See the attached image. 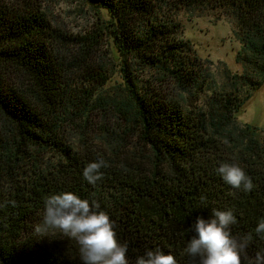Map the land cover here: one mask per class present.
I'll list each match as a JSON object with an SVG mask.
<instances>
[{
    "label": "trees",
    "instance_id": "trees-1",
    "mask_svg": "<svg viewBox=\"0 0 264 264\" xmlns=\"http://www.w3.org/2000/svg\"><path fill=\"white\" fill-rule=\"evenodd\" d=\"M86 2L110 18L103 29L72 37L52 26L41 1L0 0V264H82L74 240L34 232L45 197L60 191L96 200L109 213L128 243L130 264L156 247L192 264L183 253L191 220L232 208V233H252L245 259L252 264L264 254V238L254 232L264 219V130L237 125L235 115L263 83L264 0ZM181 7L222 9L242 44L236 60L243 72L227 74L229 88L212 92L203 106L197 103L209 69L180 38L174 16ZM104 33L122 83L95 94L108 80L97 54ZM93 110L113 111L123 131L136 136L132 150L124 145L129 155L114 147L123 143L111 141L112 126L90 141L83 133L77 146L63 142V117H82L85 127ZM105 141L107 154L95 144ZM99 158L110 166L93 186L82 172ZM231 161L252 177L251 192L232 195L236 190L215 171Z\"/></svg>",
    "mask_w": 264,
    "mask_h": 264
},
{
    "label": "clouds",
    "instance_id": "clouds-1",
    "mask_svg": "<svg viewBox=\"0 0 264 264\" xmlns=\"http://www.w3.org/2000/svg\"><path fill=\"white\" fill-rule=\"evenodd\" d=\"M109 166L102 158L89 162L83 169V178L95 186L104 178L102 169ZM215 171L236 190L232 195L251 192L256 186L236 161L220 163ZM200 199L204 202L206 197ZM43 204L42 218L34 225L38 237L59 233L74 240L82 264H130L128 243L118 238L116 222L96 200L82 198L73 191H60L47 195ZM236 223L232 208H213L207 217L196 215L189 224L190 236L183 253L191 258L192 264H245L253 236L251 232L234 235L231 226ZM254 232L264 238V219L257 222ZM135 264H178V261L171 251L156 247L137 256ZM252 264H264V254L257 252Z\"/></svg>",
    "mask_w": 264,
    "mask_h": 264
},
{
    "label": "rangeland",
    "instance_id": "rangeland-1",
    "mask_svg": "<svg viewBox=\"0 0 264 264\" xmlns=\"http://www.w3.org/2000/svg\"><path fill=\"white\" fill-rule=\"evenodd\" d=\"M41 6L51 20L52 26L66 32L67 35H91L93 31L99 28L103 29V25L109 20V14L97 6L86 2V0H39ZM98 11V12H97ZM174 19L180 25V38L186 41L199 56L209 69V79L198 105H202L207 96L212 92L229 88V82L226 75L238 77L243 72L242 65L237 62L236 58L241 51L242 44L235 35V21L222 9L200 10L188 9L181 7L175 11ZM97 54L100 58L99 66L104 65L107 71L108 80L105 86L99 87L95 94L106 92L110 94L115 87L122 83L119 68L115 64V60L111 57L112 43L104 33L101 41H98ZM9 78V75L7 76ZM76 78V76L74 77ZM262 85L252 92L251 96L243 103L241 109L235 115L237 125L249 124L264 130V75L261 76ZM241 94L246 89L240 88ZM87 125L85 120L74 115H69L67 119L63 117L61 127L58 131L61 134L63 142L72 146H77L79 139L86 134L88 141L98 136L104 131V126H112L115 128L117 135L111 137L114 144L116 142L123 143L122 147L114 145L119 150H132L136 136L125 130L122 121L115 116L111 110L95 111L89 113ZM120 127V130L117 128ZM84 130V131H83ZM100 131V132H99ZM264 136V132H263ZM104 140H107L102 136ZM100 151L109 152L111 145L106 141L105 144L95 142ZM51 153L44 155L48 159ZM48 240H53V235H49ZM47 240V241H48ZM46 241V244L48 242ZM54 244V243H53ZM56 245V244H54Z\"/></svg>",
    "mask_w": 264,
    "mask_h": 264
}]
</instances>
